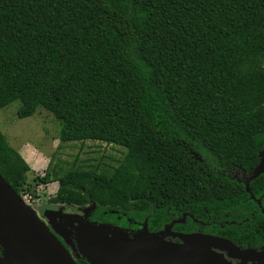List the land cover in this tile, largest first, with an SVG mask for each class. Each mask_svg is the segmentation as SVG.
I'll list each match as a JSON object with an SVG mask.
<instances>
[{"label":"trees","instance_id":"1","mask_svg":"<svg viewBox=\"0 0 264 264\" xmlns=\"http://www.w3.org/2000/svg\"><path fill=\"white\" fill-rule=\"evenodd\" d=\"M15 102L20 119L50 113L64 143L125 150L116 166L39 179L58 183L55 203L96 204L92 221L151 233L184 217L172 231L264 247L246 188L193 165L260 163L264 0H0V110ZM29 172L0 131V174L20 197ZM254 184L260 198L264 177Z\"/></svg>","mask_w":264,"mask_h":264},{"label":"water","instance_id":"2","mask_svg":"<svg viewBox=\"0 0 264 264\" xmlns=\"http://www.w3.org/2000/svg\"><path fill=\"white\" fill-rule=\"evenodd\" d=\"M263 173L264 151L252 180ZM95 209L96 204L85 208L84 217L51 211L48 224L0 174V264H78L67 246H73L89 264H234L231 260L264 264V247L242 249L212 235L173 232V226L183 220L157 233H151L145 223L131 234L126 228L91 222ZM167 237L181 242L167 241Z\"/></svg>","mask_w":264,"mask_h":264},{"label":"rangeland","instance_id":"3","mask_svg":"<svg viewBox=\"0 0 264 264\" xmlns=\"http://www.w3.org/2000/svg\"><path fill=\"white\" fill-rule=\"evenodd\" d=\"M20 107L21 103L15 102L0 110V131L30 167L27 184L31 192H23L22 199L48 224V214L51 211L84 217V209L88 207L55 203L58 183L42 184L39 179L47 173L58 175L61 169L66 171L74 165H96L103 162L116 166L125 150L115 145L92 141L64 143L60 140L62 127L50 113L39 108L32 117L20 119Z\"/></svg>","mask_w":264,"mask_h":264},{"label":"flooded vegetation","instance_id":"4","mask_svg":"<svg viewBox=\"0 0 264 264\" xmlns=\"http://www.w3.org/2000/svg\"><path fill=\"white\" fill-rule=\"evenodd\" d=\"M259 164V163H258ZM193 165L199 170V171H204L205 173H214V174H220L222 176L228 177L232 180H234L235 182H237L238 184L243 185L246 188V191L250 194L251 199L258 205L259 211L264 215V207L262 205V199L264 198V195H262L260 198H256L251 194V190H250V185L251 183H255L254 187L256 188L258 186L257 184V180L260 177H264V173L261 174L260 176H258L257 178H255L254 180H252L253 176H254V172L255 169L257 168L254 167L253 169L246 171L243 169H227V170H218L214 167L209 166L208 164V158H201L199 156H195L193 157ZM209 175V174H208ZM249 189V190H248ZM95 211V210H94ZM93 212H91V216H90V221H92L91 217L93 215ZM252 216L254 214H251ZM179 220H183L184 223L180 224V225H184L187 223V221L185 220V218H181ZM95 222V221H92ZM122 228H126L129 230V232L131 234L136 233L138 230H140V227L137 228H131V227H122ZM174 232V231H173ZM176 233V232H175ZM195 233H202L201 231H195V232H190V233H186V232H181L179 231V234H185V235H190V234H195ZM205 234V233H202ZM61 241H63L61 238H59ZM167 241H173V242H181L179 238H174V237H167L166 238ZM68 251L70 252V254L73 256V258L75 259V261L78 263L79 261L84 260V258L79 254V252L75 251V249L73 248V246H67ZM257 250H261V249H257ZM227 254H225L226 256ZM227 257V256H226ZM234 264H237L238 261L237 260H231Z\"/></svg>","mask_w":264,"mask_h":264},{"label":"bare ground","instance_id":"5","mask_svg":"<svg viewBox=\"0 0 264 264\" xmlns=\"http://www.w3.org/2000/svg\"><path fill=\"white\" fill-rule=\"evenodd\" d=\"M124 156V155H123Z\"/></svg>","mask_w":264,"mask_h":264}]
</instances>
